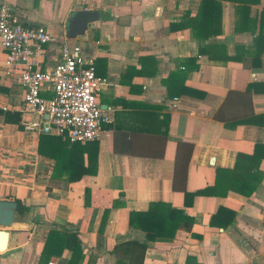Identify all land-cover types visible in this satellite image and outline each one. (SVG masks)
<instances>
[{"label": "crops", "instance_id": "obj_1", "mask_svg": "<svg viewBox=\"0 0 264 264\" xmlns=\"http://www.w3.org/2000/svg\"><path fill=\"white\" fill-rule=\"evenodd\" d=\"M2 3L22 24L58 36L45 46L42 70L55 67L64 42L94 57L107 80L99 102L115 113L100 139L60 147L56 165L42 137L65 136L4 120L20 111L25 88L8 75L0 51V200L31 207L0 227L10 231L0 264H128L140 248L116 246L132 240L147 244L142 264H264V0H223L201 25L206 37L190 24L201 0ZM80 10H98L100 19L68 38ZM156 202L166 204L158 214L169 221L173 208L182 210L189 227L171 236L168 225L150 239L130 220ZM56 231L78 233L83 252L73 254Z\"/></svg>", "mask_w": 264, "mask_h": 264}, {"label": "built area", "instance_id": "obj_2", "mask_svg": "<svg viewBox=\"0 0 264 264\" xmlns=\"http://www.w3.org/2000/svg\"><path fill=\"white\" fill-rule=\"evenodd\" d=\"M58 40L47 26H26L8 3L0 4V51L6 52L8 75L24 86L22 114H38L22 120L23 130L52 133L85 143L100 139L103 123H112L115 107L103 108L99 94L107 80L96 72L94 57L84 55L80 45L64 42L57 64L42 70L45 46ZM50 88L51 97L43 92ZM175 98L172 107H178ZM48 264H57L52 261Z\"/></svg>", "mask_w": 264, "mask_h": 264}, {"label": "trees", "instance_id": "obj_3", "mask_svg": "<svg viewBox=\"0 0 264 264\" xmlns=\"http://www.w3.org/2000/svg\"><path fill=\"white\" fill-rule=\"evenodd\" d=\"M222 1L223 0H201V6L199 9V13L197 14L196 18L190 23L194 27L196 31V35L200 37H206L205 33L201 30V25H203V23L207 21L208 10H216L217 8L220 9L222 7ZM232 1L244 2V3H250V4L260 2V0H232ZM210 31H212L216 35L221 32L219 27L214 28L213 25L211 26ZM4 120L6 122L18 124L20 128H23L22 113L20 111L5 112ZM42 139H43L42 146L43 145L51 146L52 150L51 151L49 150L48 152L47 151L46 152L48 155L56 159L57 161L56 165H59V162L61 161V157H60L61 148L60 147H63V149L69 150V149H73V147H75L74 145L79 143V142H71L69 138L67 137L65 139H61L60 137L57 138L50 134L44 135ZM39 150L40 152L44 151L41 146ZM250 159L255 160L254 157ZM256 160L257 162L260 161L259 158ZM17 202H18V209H17L18 215L20 217H25L30 212L31 207L26 205V203L23 202L22 200L18 199ZM160 206H166V204L156 202V203H153L147 211L132 212L130 222L146 230L147 235L150 239L156 238L158 236V235H155L154 233H159V228L166 229L168 225L172 226L171 233H168L167 231L165 232L166 234H169L172 236L174 235V233L179 227L188 228L189 225L191 224L190 217L184 214L183 211L179 209L173 208L171 210V212L175 214V219L173 220L174 222L172 220L169 221L165 217L162 218L158 214L159 212L158 208ZM56 236H57V241L61 242V244H63L64 246H67L68 248H70L73 251V254L80 255L81 252H83V242L78 233H75V232L65 233V232L56 231ZM124 246H128V247L138 246L141 250V254L137 255V260L135 258L132 260L129 259L128 264H142L141 258L143 257L145 249L147 248V244L137 241V240L127 241L124 244L116 246V252L118 251V248L120 249L121 247H124Z\"/></svg>", "mask_w": 264, "mask_h": 264}, {"label": "water", "instance_id": "obj_4", "mask_svg": "<svg viewBox=\"0 0 264 264\" xmlns=\"http://www.w3.org/2000/svg\"><path fill=\"white\" fill-rule=\"evenodd\" d=\"M100 11L98 10H80L73 13L70 17L68 26V38H76L84 35L89 29V23L96 22L100 19ZM18 202L13 200H0V227H10L17 218ZM2 234L0 250H5L8 245L10 231L8 229H0Z\"/></svg>", "mask_w": 264, "mask_h": 264}]
</instances>
